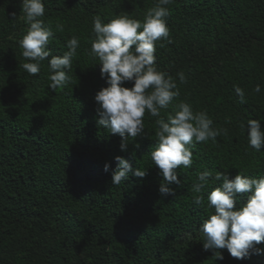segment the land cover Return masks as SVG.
I'll use <instances>...</instances> for the list:
<instances>
[{
  "label": "trees",
  "instance_id": "obj_1",
  "mask_svg": "<svg viewBox=\"0 0 264 264\" xmlns=\"http://www.w3.org/2000/svg\"><path fill=\"white\" fill-rule=\"evenodd\" d=\"M44 2L42 19L55 32L51 54L63 55L72 36L80 40L73 82L55 92L48 86L51 57L35 76L22 68L27 61L19 40L28 25L20 18L21 0H0V264H264V255L237 259L226 248L204 250L199 228L214 212L207 195L219 182L204 191L203 205L194 203L192 191L205 168L227 171L230 179L239 171L264 176V149L257 152L247 136L249 119L264 127V0L168 6L170 34L157 42L155 55L159 69L177 80L180 95L172 104L206 110L214 128L227 129L215 142L194 144L191 167L177 169L181 185H172L174 197L159 194L163 177L150 156L157 118L146 112L150 137L130 139L127 151L118 134L97 125L94 97L107 83L89 55L96 15L105 23L119 15L142 21L156 0ZM180 71L186 83H179ZM235 86L244 89L245 102ZM170 112L171 105L161 115ZM116 156L148 169L147 176L112 185ZM246 200L241 196L237 206Z\"/></svg>",
  "mask_w": 264,
  "mask_h": 264
},
{
  "label": "clouds",
  "instance_id": "obj_2",
  "mask_svg": "<svg viewBox=\"0 0 264 264\" xmlns=\"http://www.w3.org/2000/svg\"><path fill=\"white\" fill-rule=\"evenodd\" d=\"M173 3L174 0H156L142 21L119 15L105 23L100 15H96L93 18L95 38L91 41L89 53L99 61L101 77L107 83L94 97L99 117L97 125L121 137L122 151H127L130 139L133 142L138 136L150 137L145 129L146 112L157 118L155 147L150 156L163 177L158 189L162 197L175 196L172 185H181L177 169L191 167L195 143L215 142L217 137L227 134V129L213 127L214 121L206 110L194 111L192 105L184 101L172 104L180 95L177 80L169 72L159 69L155 53L157 42L169 37L168 6ZM21 9L20 18L28 25L19 40L22 56L27 61L22 68L35 76L40 73L42 62L51 57L48 62L49 88L55 92L67 87L73 82L70 73L73 60L78 55L79 38L72 36L67 40L68 50L63 55L53 56L49 44L55 32L42 19L46 12L44 0H21ZM12 16L15 19L16 14ZM55 30L63 32L64 26L57 23ZM176 75L179 83L187 82L183 71ZM125 82H132V87H127ZM234 91L240 101L245 102L244 89L235 86ZM254 92H261L259 84ZM170 105L172 112L165 118L161 113ZM247 136L249 145L257 152L264 149L261 120L247 121ZM136 147H139L138 143ZM115 160L117 166L111 178L114 186L126 182L130 175L144 178L148 174V169L134 168L123 156H116ZM110 168V163H106L105 172ZM217 182L218 186L207 195L208 207L214 212L199 228L204 238V250L226 248L237 259L248 258L252 254L264 255V248L257 247L264 242V176H250L239 171L230 179L227 171L205 168L198 172L192 185L194 203L203 205L204 191ZM243 195H247V200L238 207L239 198ZM217 252L214 256L222 260L223 255L220 252L216 255Z\"/></svg>",
  "mask_w": 264,
  "mask_h": 264
}]
</instances>
